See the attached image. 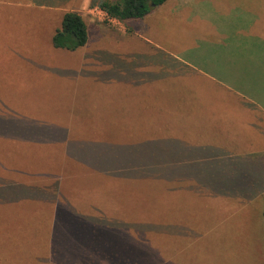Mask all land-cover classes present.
<instances>
[{"label":"rangeland","instance_id":"1","mask_svg":"<svg viewBox=\"0 0 264 264\" xmlns=\"http://www.w3.org/2000/svg\"><path fill=\"white\" fill-rule=\"evenodd\" d=\"M92 1L118 0H0V125L13 126L30 145L12 152L21 160L18 173L46 175L27 179L60 200L40 208L24 199L0 203V246L2 234L14 233L13 246L0 249V264H264V198L217 203L196 173L178 168V179L173 167L161 165L175 155L163 153V139L201 153L218 125L212 115L228 111L171 58L197 25L185 23L184 11L172 16L169 6L155 7L125 24L131 32L92 17L90 9L98 8ZM212 1L264 13V0ZM67 12L86 24L87 43L75 51L51 41ZM6 138L0 134V141L13 136ZM91 142L90 156L98 157L99 143L129 173L154 170L174 203H138L137 195L136 203H119L131 225L73 213L68 200L75 195H64L60 185L73 190L77 170L65 160L85 154L78 144ZM15 195L27 198L18 190ZM47 213L59 214L60 221Z\"/></svg>","mask_w":264,"mask_h":264},{"label":"crops","instance_id":"2","mask_svg":"<svg viewBox=\"0 0 264 264\" xmlns=\"http://www.w3.org/2000/svg\"><path fill=\"white\" fill-rule=\"evenodd\" d=\"M168 6L172 16L184 11L187 13L185 23L197 25L196 32L189 35L187 46L171 58L188 70L186 72L194 76L197 84H206L211 95L219 100L221 109L228 111H222L218 117L212 115L213 121H210L218 118V125L208 135L206 145L199 148L203 149L201 153L191 154L193 150L188 153L186 149L190 146L181 140L169 143L163 139V153L170 150L168 152L173 151L175 155L161 165L173 167V176L178 179L183 175L179 169L196 173V180L204 179L202 186L209 193L206 195L215 197L217 203H255L264 198V13L236 4L216 6L212 0H167L156 8L168 9ZM126 29L131 31L128 26ZM184 98L181 96V101ZM186 107L185 104L179 105V108ZM230 112H233V117H227ZM7 129L0 125V134H6ZM10 134L17 137L16 133ZM93 145L92 142L79 143L85 154L74 152L65 160L77 170L78 184L73 190L60 185L64 195H75L69 200L66 198L73 213L131 225V221L125 219L129 212L119 203H136L135 195L139 197L138 203H174L172 193L160 190L154 170L146 168L129 173L124 169L125 164H119L109 154L100 167V161L89 155ZM158 148L161 150L155 147ZM11 160L4 163L7 168L20 167L21 160L13 153ZM83 164H90L93 168L89 170ZM61 174L58 173L60 178ZM13 175L14 178L9 173L0 172V203L25 198L26 203H35L40 208L39 205L53 197L51 192L35 188L36 183L27 179L35 178L34 174ZM16 190L27 198L15 195ZM131 195L133 197L129 201L120 202V196L126 199ZM56 201L51 202L58 205ZM47 214L54 223L60 221L59 214ZM13 234H2L5 238L3 243L1 241V250L13 246Z\"/></svg>","mask_w":264,"mask_h":264},{"label":"trees","instance_id":"3","mask_svg":"<svg viewBox=\"0 0 264 264\" xmlns=\"http://www.w3.org/2000/svg\"><path fill=\"white\" fill-rule=\"evenodd\" d=\"M167 0H118L116 2H108L102 1L99 4L95 1L91 2V6L97 5L102 11H104L110 18L118 20L120 23L125 24L128 21H136L147 16L155 7H158L165 3ZM88 35L86 30V24L82 17L75 12H67L63 14L60 27L55 31L52 36V44L57 49L67 50V51H75L79 48H82L87 43ZM20 131L22 130L20 127L16 126ZM7 133H16L17 137H13L11 140L0 141V172L9 173L10 177L14 178L13 173H17L21 176L22 173H18V168L15 169L7 168L4 163L11 160V154L13 151L18 150L19 148H27L28 145L24 139L19 137V133L14 128L7 129ZM3 134L4 138L7 136ZM7 139V138H6ZM83 146V145H82ZM86 145L84 146V148ZM98 149V157L94 158L100 161L99 166L105 162L106 160V152L104 150L103 145L97 144L96 152ZM14 155V154H13ZM15 156V155H14ZM84 167L89 170L93 168L90 164H83ZM101 167V166H100ZM17 175V176H18ZM35 178H41V176H46L43 174L33 175ZM48 176V175H47ZM52 176V175H51ZM27 177V176H26ZM50 178V177H49ZM54 178V176H53ZM52 197V196H51ZM57 196L53 194L52 201H55ZM25 199V198H20ZM19 200H13L12 203H20ZM25 201V200H22ZM58 201V202H57ZM57 203H60V200H57ZM28 202V201H27ZM63 202V201H62ZM13 212H17V208L13 209ZM22 213H27V210L21 211ZM88 220L90 217H83ZM263 219H264V211H263ZM88 222H86L87 224ZM83 229V228H82ZM18 241V247H20ZM24 244V243H23Z\"/></svg>","mask_w":264,"mask_h":264},{"label":"built area","instance_id":"4","mask_svg":"<svg viewBox=\"0 0 264 264\" xmlns=\"http://www.w3.org/2000/svg\"><path fill=\"white\" fill-rule=\"evenodd\" d=\"M90 15L98 21H104L112 25H119L120 23L118 20L110 18L104 11L97 7H93L90 9Z\"/></svg>","mask_w":264,"mask_h":264}]
</instances>
